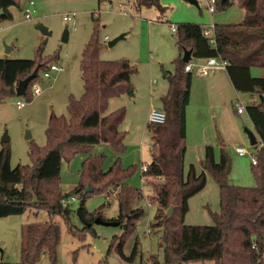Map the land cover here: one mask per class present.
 I'll list each match as a JSON object with an SVG mask.
<instances>
[{
  "label": "trees",
  "instance_id": "1",
  "mask_svg": "<svg viewBox=\"0 0 264 264\" xmlns=\"http://www.w3.org/2000/svg\"><path fill=\"white\" fill-rule=\"evenodd\" d=\"M20 3L21 0H0V19H12L11 8ZM133 3L137 8L155 6L161 11L165 9L160 0H133ZM235 3L245 9V17L236 24L215 23L216 46L204 36L203 25L189 21L178 23L176 43L182 56L184 50L191 49L192 57L220 56L226 59V70L234 87L261 97L246 106L262 146L255 156L257 164H253L257 185L229 183L231 161L223 142H220L219 151L213 144L205 145L201 171L194 164L185 171L186 113L193 73L185 70L186 62L180 56L174 62V74L167 75L168 90L161 98L167 120L163 124L148 123L152 131V161L143 175L157 178V181L149 182L157 202L151 227L160 233L159 248L162 250V257L153 254L148 264L205 260H215V264H264V75L251 73L253 67L264 69V0H217V10H224ZM98 34L96 26L83 50V94L79 98L70 95L68 117L51 113L46 128L47 144L43 147L33 144L29 149L32 163L12 167L11 148L7 142L0 150V218L23 214L33 208L36 213L40 210L49 213V219L25 226L21 260H1L0 264H36L43 255L57 262L61 227L55 216H62L73 233L92 227L83 225L81 229L75 228L71 222L75 209L71 205L62 206V197L74 192L82 193L77 209L86 220L94 221L97 217L104 218L103 206L91 213L85 207V198L92 193H103L110 187L112 191L117 190L119 203L118 217L111 220L119 221L123 231L111 238L108 253L116 251L124 260L121 264H136L138 240L130 254L125 253L124 247L137 221L145 214L144 207L137 204L144 195L142 189L129 185L128 173L121 165L116 162L105 171L102 156L91 155L84 161L81 182L73 191L64 193L59 180L63 160L69 159L80 148L76 145L85 148L108 143L118 151L124 149L126 131L121 126L126 108L121 106L112 111L108 108L113 97L134 91L133 76L137 74L138 67L127 58L102 59V43ZM40 49L36 58L0 57V101L7 94H16L19 80L31 74L37 66L36 79L43 68L48 69L54 63L52 61L59 59L55 53L39 62L42 56ZM34 81L26 87L28 101L34 96L31 89ZM208 171L219 187L220 209L211 211L213 224H186L189 199L204 189ZM88 185H94L95 189L85 191Z\"/></svg>",
  "mask_w": 264,
  "mask_h": 264
},
{
  "label": "rangeland",
  "instance_id": "2",
  "mask_svg": "<svg viewBox=\"0 0 264 264\" xmlns=\"http://www.w3.org/2000/svg\"><path fill=\"white\" fill-rule=\"evenodd\" d=\"M30 1H34L32 7ZM208 2L209 0H198L196 5L188 0H160L165 7L164 11H161L155 6L137 8L133 0H21L19 6L11 8L12 19H0L2 56L13 59L36 58L41 48L42 56L39 62L58 53L59 59L52 62L64 67L60 72H53L51 77L43 75V68L39 78H35L34 81L41 87L42 92L34 95L31 101H28V94L17 93L7 94L4 100L0 101V150L4 145L2 139L7 136L9 138L7 144L11 148L12 167L32 163L29 149L33 144L41 147L47 144L46 128L51 113L68 117L70 95L79 98L83 94L81 59L86 43L96 26L102 43L100 52L102 59L127 58L137 65L138 72L133 76L134 91L113 97L108 108V111L121 106L126 108V117L121 126L126 131L123 151L116 150L108 143H98L85 148L76 145L80 148L69 159L63 160L59 176L62 191L70 193L81 182L84 161L91 155L102 156V168L105 171L116 162L121 165L128 173L129 185L142 189L144 195L137 204L144 207L145 214L137 221L136 228L127 238L124 247L125 253L130 254L138 240L139 253L136 264H148L153 254L162 257V250L159 248L160 233L151 227L157 202L155 191L149 182L157 181V178L146 176L144 180L141 166L152 161V131L148 128L150 109L162 108L161 98L169 86V78L164 76V73L174 74V62L182 56L176 43L178 33L172 30V26L187 21L201 25L236 24L245 17V9L239 3L224 10L216 9L215 12H211ZM28 6L34 10L31 18L25 15ZM71 12L77 13L75 28L63 18L65 14ZM39 25L46 26L52 33L46 36L39 29ZM66 29L69 31V38L64 41L62 38ZM121 34H125L124 38L113 46L108 44ZM207 59L192 57L190 61L205 63ZM218 59L221 60L219 56ZM225 69L214 67L206 77L198 73L196 66L192 71L193 85L188 106L187 137V146L191 151L185 155V171H188L191 163L198 164L195 145L200 143L201 139L204 138L206 143L216 146L218 151L220 142H223L231 161L229 183L255 186L257 178L252 160L262 146L260 142L256 145L251 144L246 129L253 132L255 129L246 106L260 100L261 97L238 91L230 84L221 94L206 95L203 80L214 76H226ZM263 71L264 69L253 67L251 73L254 76H261ZM19 100L28 102L24 107H19L17 105ZM235 101L244 107L243 113L237 111ZM199 118L204 126V132L201 122L197 123ZM27 132L32 134L30 138H26ZM238 146L245 149V155L237 153ZM197 167L198 171H201V165ZM91 187L93 191L94 185ZM80 194L82 197V193ZM79 203L80 200L71 205L75 209L71 214V222L77 229L83 226L76 212ZM189 204L186 224L214 223L211 211H219L220 195L218 184L211 172H207L204 189L191 197ZM102 206V215L107 217L104 219L109 221L113 217H118L119 203L117 195L111 192V187L106 188L103 193H92L85 198V207L91 213ZM47 219H49L47 210L36 213L35 208L23 214L1 217L0 261H20L25 226ZM55 219L60 222L61 227L57 262L54 263L49 256L43 255L36 264H98L104 261L110 264L124 263L116 251L108 253L111 238L123 231L120 224L105 225L93 222L90 229L73 233L62 216L56 215ZM149 225L150 233L147 230ZM182 264H215V260L189 261Z\"/></svg>",
  "mask_w": 264,
  "mask_h": 264
},
{
  "label": "built area",
  "instance_id": "3",
  "mask_svg": "<svg viewBox=\"0 0 264 264\" xmlns=\"http://www.w3.org/2000/svg\"><path fill=\"white\" fill-rule=\"evenodd\" d=\"M30 6L32 7L34 5V1H30ZM31 7H27L25 10V15L27 18H31L33 15V9ZM208 8L211 12H215L217 9V0H209L208 2ZM77 16L76 12H71V13H67L63 16V18L70 22L73 27L75 28V17ZM172 30L174 32L177 31V26L173 25L172 26ZM203 34L204 36H206L210 42V44H212L213 46L217 45V34H216V24L212 23V24H208V25H203L202 28ZM220 57V56H219ZM221 60L218 59L217 56H213V57H209L207 59V61L205 63H192L191 61L187 62L185 65V70L186 71H193L194 67H197V70L199 72V74L201 75H207L209 74L210 70L214 67H225L227 66V60L220 57ZM64 68L63 66H60L56 63H53L49 66L48 69L44 70L43 75L45 77H51L53 72H60L62 71ZM31 89L33 91L34 95H39L42 92L41 87L35 82L32 84ZM28 101H17V105L19 107H24L27 104ZM234 106L237 109V111L239 113H243L244 112V107L238 102L235 101L234 102ZM167 120V114L166 112L161 108V109H157L155 107H152L150 109L149 112V116H148V123L149 124H163L165 123ZM236 151L239 155H245L246 151L242 146H238L236 148ZM253 164H257V158L254 156L253 160H252ZM148 169V164H142L141 166V171L144 173L145 171H147ZM144 176V175H143ZM146 176L143 177V179L145 180ZM114 192V194L117 195V190L112 191ZM81 194L79 192H74L72 194H68V195H64L61 199V204L62 206L66 207L72 204H76L78 203V201L80 200V196ZM149 206H152L151 203H148ZM148 233L151 232V228L150 225L147 228ZM264 255V252H263Z\"/></svg>",
  "mask_w": 264,
  "mask_h": 264
},
{
  "label": "water",
  "instance_id": "4",
  "mask_svg": "<svg viewBox=\"0 0 264 264\" xmlns=\"http://www.w3.org/2000/svg\"><path fill=\"white\" fill-rule=\"evenodd\" d=\"M190 1L191 3L193 4H198V0H188ZM2 12V10H0V13ZM39 29L43 32V34H45L46 36H49L52 32L44 25H39ZM125 34H121L119 36H117L116 38L112 39L111 41L108 42V44L110 46H113L117 41H119L120 39L124 38ZM69 38V31L66 29L63 33V40L64 41H67ZM47 41V38L45 39V42ZM182 59L184 62H189L191 59H192V50L191 49H188V50H184V53H183V56H182ZM38 68L39 66H37L33 72L31 74H29L28 76H26L25 78L19 80L16 88H15V91L17 94H25L26 93V87L28 86V84L34 80L37 75H38ZM164 76H167V72L164 73ZM247 132H248V135H249V138H250V141H251V144H256L258 142V139H257V135L255 132L251 131V130H248L246 129ZM32 136V134L30 132H27L26 134V138H30ZM3 142H8L9 141V138L7 136H5L3 139H2ZM86 191H92V187L89 186L87 188ZM77 214L79 215L80 217V220L82 221L83 225L84 226H91L93 224V222H96V223H100V224H105V225H119L120 222L117 221V220H106L104 218H101V217H97L95 218L94 221H88L86 220L84 217L81 216L79 210L77 209L76 210ZM255 239V237L253 238Z\"/></svg>",
  "mask_w": 264,
  "mask_h": 264
},
{
  "label": "crops",
  "instance_id": "5",
  "mask_svg": "<svg viewBox=\"0 0 264 264\" xmlns=\"http://www.w3.org/2000/svg\"><path fill=\"white\" fill-rule=\"evenodd\" d=\"M227 24H231V23H227ZM202 25H204V24H202ZM9 50H10V47L7 48V51H9ZM0 57L3 58L4 56H2L0 54ZM225 71H226L225 72L226 76L225 75H223L221 77L220 76H214L213 78H206V79L203 80V90H204L206 95H208L209 93L221 94V93H223V90L226 89V86H228L229 84L233 85V83L231 81V78H230V76H229V74H228L226 69H225ZM209 74H207L205 76H202V77L209 76ZM167 75H168V72H167ZM261 75H264V71H263V74H261ZM192 85H193V78H192ZM191 95H192V86H191V93H190V101H191ZM189 104H190V102H189ZM186 116H187V137H188L189 136V113H188V107H187ZM200 122H201L202 132H204V130H203L204 126L202 125V121L199 118L197 123H200ZM206 144H209V143H206L205 139L203 138V139H201L200 143H196V145H195V147L197 148V153H198V157H197L198 159L197 160H199V161H197L198 162L197 165H201V160L204 157V151H205V145ZM190 151L191 150L189 149V146H187L186 154L189 153ZM201 151H202V154H201ZM191 164H194V163H191ZM194 165L197 167L196 164H194ZM197 169H198V167H197ZM190 199H189V201H190ZM189 210H190V204H189ZM104 218L107 219V217H104Z\"/></svg>",
  "mask_w": 264,
  "mask_h": 264
}]
</instances>
